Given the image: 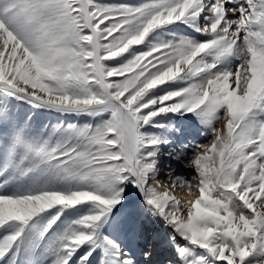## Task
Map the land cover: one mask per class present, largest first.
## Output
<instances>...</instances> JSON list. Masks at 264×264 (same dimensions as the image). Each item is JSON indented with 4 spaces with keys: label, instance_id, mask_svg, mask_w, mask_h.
<instances>
[{
    "label": "snow or ice",
    "instance_id": "obj_1",
    "mask_svg": "<svg viewBox=\"0 0 264 264\" xmlns=\"http://www.w3.org/2000/svg\"><path fill=\"white\" fill-rule=\"evenodd\" d=\"M0 264H264V0H0Z\"/></svg>",
    "mask_w": 264,
    "mask_h": 264
},
{
    "label": "rangeland",
    "instance_id": "obj_2",
    "mask_svg": "<svg viewBox=\"0 0 264 264\" xmlns=\"http://www.w3.org/2000/svg\"><path fill=\"white\" fill-rule=\"evenodd\" d=\"M199 139H203V138H199ZM177 171L178 172H186L187 170L177 166ZM160 182H161L163 187L168 188L169 191L172 192L177 198H179L181 200H185V201L192 198L189 193H187L186 191H184L182 189H179V188L173 189L166 179H161ZM156 227H157L156 225L149 223V222H146L144 225L146 233H150Z\"/></svg>",
    "mask_w": 264,
    "mask_h": 264
}]
</instances>
